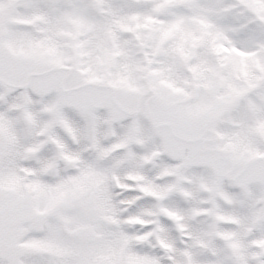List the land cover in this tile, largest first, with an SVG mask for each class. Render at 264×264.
Listing matches in <instances>:
<instances>
[{"label": "snow or ice", "instance_id": "1", "mask_svg": "<svg viewBox=\"0 0 264 264\" xmlns=\"http://www.w3.org/2000/svg\"><path fill=\"white\" fill-rule=\"evenodd\" d=\"M0 264H264V0H0Z\"/></svg>", "mask_w": 264, "mask_h": 264}]
</instances>
